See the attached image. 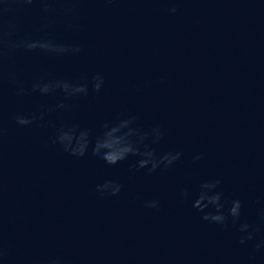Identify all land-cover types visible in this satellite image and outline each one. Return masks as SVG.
Wrapping results in <instances>:
<instances>
[{"label":"water","instance_id":"water-1","mask_svg":"<svg viewBox=\"0 0 264 264\" xmlns=\"http://www.w3.org/2000/svg\"><path fill=\"white\" fill-rule=\"evenodd\" d=\"M0 40L80 48L0 43V264H264V0H0Z\"/></svg>","mask_w":264,"mask_h":264},{"label":"clouds","instance_id":"clouds-1","mask_svg":"<svg viewBox=\"0 0 264 264\" xmlns=\"http://www.w3.org/2000/svg\"><path fill=\"white\" fill-rule=\"evenodd\" d=\"M27 3H31L32 0H26ZM41 2L44 4V10L48 11L49 10V0H41ZM68 11H71V9H68ZM171 12H176L177 9L175 7L170 9ZM6 35V34H5ZM0 43H5L7 44L8 48L11 49H16V48H26L28 50L36 49V48H41L46 51L50 52H55V53H66V52H79L80 48L79 47H70L66 45H57L49 41H32V40H20V41H12V40H0ZM99 80V83L95 85L96 90L99 91L101 84L103 83L102 77H97ZM51 85L50 84H44L43 86L36 84L33 86V90L39 88L40 91L42 92H48L50 90ZM67 87V85H65ZM21 89V93H22ZM78 92H86L87 89L85 86H81L76 89ZM17 122L21 125H26L31 123V120L26 118V117H17ZM72 138L67 137L65 134H62L59 137V140L61 142L68 140L71 141ZM99 148H97V151ZM134 151V149L129 145V147L126 149V151L123 154L117 155L113 153H106L104 156V159L110 163V164H115L119 160L123 159L125 155L129 152ZM74 155H84V148L81 147L79 149H74L73 150ZM148 155H152V153H148ZM181 153L177 152L175 155H166L163 159L167 160L169 164H171L174 160L178 159L180 157ZM201 156H197L196 159H201ZM148 164V160H142L140 162L141 167L145 166ZM157 165L153 164V169H155ZM221 183L220 180H216L214 182H206L202 185V188L205 189H214L216 188L219 184ZM109 186H112V195H116L120 192L121 190V185L119 184H113L112 181L106 182L104 185L98 186V190L103 192L109 188ZM223 193L222 192H216L212 195H209L207 192H202L199 196V198L194 202V207H196L199 211L203 213L202 219L211 221L216 224L224 225L227 226V221H228V216L230 215L232 217L233 223H236L240 216H241V209H242V201L239 199L233 200L232 205L229 209L228 215H225V213L222 211L224 205L221 203ZM159 202L158 201H149L147 202L148 207H158ZM209 205H214L215 206V211L214 212H205V209L209 207ZM249 228V225L247 223H244L241 225V231H246ZM252 235L249 234L247 237L242 238L241 242H243L244 239H251ZM259 247V246H258Z\"/></svg>","mask_w":264,"mask_h":264}]
</instances>
